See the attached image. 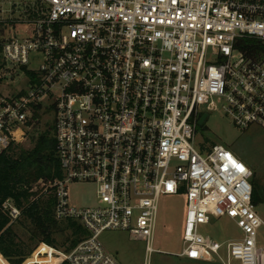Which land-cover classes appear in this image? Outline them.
<instances>
[{"label":"built area","instance_id":"2783aa9c","mask_svg":"<svg viewBox=\"0 0 264 264\" xmlns=\"http://www.w3.org/2000/svg\"><path fill=\"white\" fill-rule=\"evenodd\" d=\"M0 25L1 61L26 81L0 95V156L45 107L63 174L45 193L57 221L85 232L63 262L121 264L101 240L121 232L145 242L151 264L160 253L153 243L161 199L185 196L183 250L172 255L264 264L253 172L198 131L213 112L241 130L264 129V59L237 47L243 39L264 43V0H0ZM73 185L94 187L96 204H72ZM223 217L242 238L202 234ZM44 246L55 250L41 244L32 256L52 257L40 254Z\"/></svg>","mask_w":264,"mask_h":264},{"label":"rangeland","instance_id":"374dc122","mask_svg":"<svg viewBox=\"0 0 264 264\" xmlns=\"http://www.w3.org/2000/svg\"><path fill=\"white\" fill-rule=\"evenodd\" d=\"M4 10L9 8L5 6ZM18 17L19 14L17 13ZM7 18L8 15L1 16ZM7 37L14 36L7 32ZM234 61L238 55L234 54ZM3 63V62H2ZM5 67L0 71V95H13L21 88H25V74L22 69H13ZM42 108L40 116L42 122L37 130H29L27 135L19 137V142L13 144L24 149H31L39 134L45 130L54 128L53 117ZM38 131V132H36ZM54 131V130H53ZM201 138L209 140L215 144H221L230 149L236 156L242 159L251 169L255 180L260 187L261 198L264 199V129L258 126H252L247 130L238 128L231 119L221 112H213L204 125L198 127ZM70 201L78 206H93L96 204L94 187L89 185H73L69 189ZM187 211V199L185 196H164L160 202V214L158 229L154 239L153 248L160 251L154 253L151 264H219L205 262H190L184 258L172 254L181 253L183 250V233L185 224V215ZM257 211L264 220V202L257 206ZM15 231L20 235L23 241L28 242L27 232L20 227L18 223L14 225ZM202 234L210 235L219 242L237 240L243 237L241 230L236 223L227 217L214 221L211 225L201 228ZM70 233H66L67 237ZM105 248L113 254L118 255L121 264H145L146 244L143 240L130 234L121 232L106 233L101 238ZM259 247H264V229L259 231ZM65 238L59 237L58 242L64 243ZM71 246L67 243L65 248L50 251L56 258L57 264L70 254L67 249ZM34 248V245L32 246ZM32 256L30 259H34ZM27 259L24 264L27 263Z\"/></svg>","mask_w":264,"mask_h":264},{"label":"trees","instance_id":"16d2710c","mask_svg":"<svg viewBox=\"0 0 264 264\" xmlns=\"http://www.w3.org/2000/svg\"><path fill=\"white\" fill-rule=\"evenodd\" d=\"M237 47L250 58L264 59L263 42L243 39L239 41ZM2 68L0 57V71ZM28 75L32 76L29 72ZM35 119L37 122L33 129L37 130L42 122L39 112L36 113ZM53 130L51 127L41 132L29 150L12 145L0 156V264H24L41 244L61 249L70 242L71 246L67 249L70 251L85 236L79 224L56 220L55 199L45 193L51 181L63 177ZM255 176L253 175L252 179L253 203L258 206L264 199L261 198L262 191ZM8 203L20 212L17 219L12 217L10 209L5 208ZM16 223L27 232L28 242L23 241L15 231ZM66 233L70 235L64 237ZM59 237L65 238L64 243L58 242ZM50 251L44 246L40 254H47ZM35 263L57 264L53 256L43 259L36 256L26 264ZM62 264L69 263L65 261Z\"/></svg>","mask_w":264,"mask_h":264},{"label":"water","instance_id":"95a60500","mask_svg":"<svg viewBox=\"0 0 264 264\" xmlns=\"http://www.w3.org/2000/svg\"><path fill=\"white\" fill-rule=\"evenodd\" d=\"M207 118H208V116L207 115H204L199 124L200 125H203L205 123V121H206Z\"/></svg>","mask_w":264,"mask_h":264},{"label":"crops","instance_id":"0c3cea01","mask_svg":"<svg viewBox=\"0 0 264 264\" xmlns=\"http://www.w3.org/2000/svg\"><path fill=\"white\" fill-rule=\"evenodd\" d=\"M187 260V259H186ZM189 261V260H188ZM190 262H194V261H190Z\"/></svg>","mask_w":264,"mask_h":264}]
</instances>
